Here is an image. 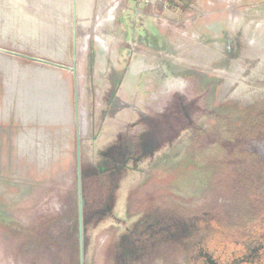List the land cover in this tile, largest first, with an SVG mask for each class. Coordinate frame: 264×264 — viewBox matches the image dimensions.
<instances>
[{
    "label": "rangeland",
    "instance_id": "obj_1",
    "mask_svg": "<svg viewBox=\"0 0 264 264\" xmlns=\"http://www.w3.org/2000/svg\"><path fill=\"white\" fill-rule=\"evenodd\" d=\"M25 3L0 0V47L30 52L4 32L14 23L26 30ZM173 12L148 21L165 32L138 39L141 74L124 82L93 67L94 54L77 68L70 55L69 68L44 64L49 80L29 75L27 93L10 61L40 62L0 51V85L16 87L0 103V264H79L77 142L83 264H214L237 251L260 254L264 217L249 222L264 192V0H185ZM25 99L28 124L17 117ZM39 103L51 122L35 121ZM244 123L259 132L239 135ZM143 216L145 230L129 243L125 226L132 231ZM247 226L256 227L246 234L253 240L240 244L235 230Z\"/></svg>",
    "mask_w": 264,
    "mask_h": 264
},
{
    "label": "crops",
    "instance_id": "obj_2",
    "mask_svg": "<svg viewBox=\"0 0 264 264\" xmlns=\"http://www.w3.org/2000/svg\"><path fill=\"white\" fill-rule=\"evenodd\" d=\"M23 1L26 3L21 8L24 7L28 10L25 16L28 22L26 30L24 32L18 30L14 23L9 24L12 29H8L9 27L6 25L7 29L4 32L8 36L6 40L14 43V48L22 47L24 50L29 49L30 52L21 53L4 47H0V49L15 56L32 58L40 62L38 67L24 68L16 62L10 61L11 67L17 70L16 74H22L21 81L23 82L17 84L18 89L25 87L24 89L28 93L27 80L29 75L40 78L42 82L43 79L49 80V69L48 67L45 68L49 63L40 61H48L40 59V57L46 56L55 57V60L60 62H55L56 64L64 65L63 61L71 55L72 66L77 68V59L94 54L93 67L111 68V77L117 82L120 80L124 82L127 81L128 77L140 75V65L143 64V61L139 58V49H143V45L138 43V39L140 40L142 36L144 37L148 33L163 31L157 24L147 25L148 21L156 23V21L167 20L175 14L173 9L179 8L185 0L172 1L168 7H164L158 0H153L152 3H144L138 0ZM17 26H19L18 23ZM44 64L46 65L44 66ZM87 65L88 61L85 62V66ZM55 78L59 83L60 77L55 75ZM14 88L3 89V86L0 85V103H3V96L15 95L14 93L10 94ZM41 91L44 93L46 90ZM31 102L33 103V100ZM26 104L17 110V117L19 116V120L23 124L34 121L24 116L26 112L33 110V107H29V101H26ZM41 104H38L39 109H43L40 113L41 117L35 116V121L40 124H47L48 120L51 122V119L47 117L50 108L47 109L48 106L46 105L41 107Z\"/></svg>",
    "mask_w": 264,
    "mask_h": 264
},
{
    "label": "flooded vegetation",
    "instance_id": "obj_3",
    "mask_svg": "<svg viewBox=\"0 0 264 264\" xmlns=\"http://www.w3.org/2000/svg\"><path fill=\"white\" fill-rule=\"evenodd\" d=\"M109 173L110 172H108L107 174H105V173H103V177H105V179H104V182H106L108 185H109V181H110V178H109ZM81 183H82V181H81ZM83 196V195H82ZM84 200H85V198H84ZM84 204H85V202H84ZM148 216H143L142 217V220L143 221H138V222H136V224H134V226H133V228H132V231H130L129 230V228L127 227V226H125V229H124V234H123V237L122 238H127L128 236V238H129V243L132 241L133 242V239H136V240H139L140 239V234H141V232H143L145 229H142V230H140L139 229V226H140V224H142V223H144L146 220V218H147ZM264 217V216H263ZM262 219H264V218H262ZM122 225H125L126 224V220L124 221V220H122L121 222H120ZM85 225V224H84ZM78 228H79V225H78ZM263 228H264V226H263ZM153 229V227H151V231H152V233L151 234H153L154 233V231L152 230ZM253 229H256V227H253V228H251V229H247V232L244 234H237V235H239L241 238H243L242 240H240V244H243V243H247V241L248 240H250V239H252L253 240V235L251 234L250 236H246V234L248 233V231H253ZM255 231V230H254ZM264 231V230H263ZM84 233V232H83ZM217 234V233H216ZM132 237V238H131ZM259 240H260V245H261V247L259 248V255H257L256 257H254V258H250V257H246L245 256V254H242L241 252L242 251H237L236 253L235 252H233L232 254H230V261L229 262H223V261H217V260H215V263L214 264H260L261 262L262 263H264V234L259 238ZM150 246L152 247V239L150 238ZM83 243H84V237H83ZM239 242H237V244H238ZM134 244H136V242H134ZM158 244V243H157ZM139 245V244H138ZM154 245V244H153ZM138 248V247H137ZM140 249H142V251H144L145 249H144V246L143 245H141L140 246ZM79 251V250H78ZM138 251V250H137ZM139 252V251H138ZM153 252V251H152ZM240 253H241V255H240ZM237 258V259H236Z\"/></svg>",
    "mask_w": 264,
    "mask_h": 264
},
{
    "label": "water",
    "instance_id": "obj_4",
    "mask_svg": "<svg viewBox=\"0 0 264 264\" xmlns=\"http://www.w3.org/2000/svg\"><path fill=\"white\" fill-rule=\"evenodd\" d=\"M1 50V49H0ZM44 63H49L51 65H55L56 67L59 68H69L68 66H65L63 64H56L50 61H43L40 60ZM73 71H75V68L72 67L71 68ZM76 106L77 104V99H75V103ZM77 163H78V173H77V178H78V192H79V203H78V207H79V212H78V222H79V228H78V236H79V264H83V255H84V251H83V232H84V222H83V206H84V197L82 196V192H81V177H80V163H79V158H80V148H79V142H77Z\"/></svg>",
    "mask_w": 264,
    "mask_h": 264
},
{
    "label": "trees",
    "instance_id": "obj_5",
    "mask_svg": "<svg viewBox=\"0 0 264 264\" xmlns=\"http://www.w3.org/2000/svg\"><path fill=\"white\" fill-rule=\"evenodd\" d=\"M258 124L257 123H254V124H249V123H244V126H242L243 128L240 129V131H238L239 135L241 134H246L248 136H254L255 134H257L259 132V129L260 128H257ZM243 129V130H242ZM264 136V134H263ZM256 173V172H255ZM258 174V171L257 173ZM262 175L264 176V174L262 173ZM264 191V190H263ZM260 196H258L257 199L255 202L257 203H254L253 205L254 206H257L258 205V208H257V213L254 214V217L253 219H255L254 221H251L249 222V226L252 225L254 222H256L258 219H260L261 217L264 216V192L261 194H259ZM254 199V200H255ZM253 200V201H254ZM252 203V202H251ZM249 226H247V228H243V230H240V229H236L235 231H238L239 233L237 234H245L247 232V229L249 228ZM260 264H264V263H260Z\"/></svg>",
    "mask_w": 264,
    "mask_h": 264
},
{
    "label": "built area",
    "instance_id": "obj_6",
    "mask_svg": "<svg viewBox=\"0 0 264 264\" xmlns=\"http://www.w3.org/2000/svg\"><path fill=\"white\" fill-rule=\"evenodd\" d=\"M138 1L144 2V3H147V2L152 3L153 2V0H138ZM158 1H160L164 7H168V6H170L171 2L175 1V0H158Z\"/></svg>",
    "mask_w": 264,
    "mask_h": 264
}]
</instances>
